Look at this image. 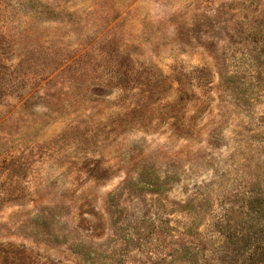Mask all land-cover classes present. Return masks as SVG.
I'll use <instances>...</instances> for the list:
<instances>
[{
    "label": "rangeland",
    "instance_id": "1",
    "mask_svg": "<svg viewBox=\"0 0 264 264\" xmlns=\"http://www.w3.org/2000/svg\"><path fill=\"white\" fill-rule=\"evenodd\" d=\"M0 264H264V0H0Z\"/></svg>",
    "mask_w": 264,
    "mask_h": 264
}]
</instances>
